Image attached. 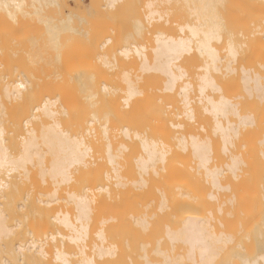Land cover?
Segmentation results:
<instances>
[{
	"label": "bare ground",
	"instance_id": "bare-ground-1",
	"mask_svg": "<svg viewBox=\"0 0 264 264\" xmlns=\"http://www.w3.org/2000/svg\"><path fill=\"white\" fill-rule=\"evenodd\" d=\"M59 1L0 0V264H133L127 262L126 250L134 251L130 242L119 253L109 240L114 230L107 225L118 220L107 217L113 200L148 193L161 199L162 212L169 199L197 201L188 193L168 192L161 176L174 147L148 135L150 110L158 115L162 99L177 101L176 95L183 109L173 115L182 121L162 120L159 134L174 139L187 156L190 172L200 178L192 177V185L207 187L206 198L217 201L222 214L227 201L236 200V194L218 199L231 190L223 184L227 177L244 192L252 190L249 208L264 212V121L256 117L264 113V49L251 51L253 39L264 41V17L258 16L264 0H134L142 13L126 35L144 38L147 46L133 42L120 50L109 38L101 41L100 22L92 19L126 12L119 6L125 0ZM134 4L125 7L130 11ZM57 5L65 10L50 15L48 8ZM237 26L246 27L237 32ZM22 31L35 37L24 39ZM82 38L89 50L77 42ZM117 56L136 73L123 72L120 85L101 81ZM241 56L250 62L235 67ZM226 80L238 82V94L228 93ZM147 84L161 95H148ZM110 107L122 127L109 129ZM134 123L140 129L132 135ZM241 134L256 136L253 149L246 143L237 152L231 149ZM216 142L230 155L211 166ZM128 150L138 155L124 176ZM245 151L253 152L249 157ZM246 157L256 169L242 180L239 173L250 167ZM151 181L155 185L147 192ZM185 206L188 216L174 228L168 215L155 212L123 218L134 234L145 235L153 226L166 240V247L157 240L152 256L149 245L141 244L137 264H184L178 247L187 249L192 264H222L236 237L214 225L213 212L203 216L190 203ZM149 216H157L156 222ZM255 225L264 230V216H256ZM226 264H264V253Z\"/></svg>",
	"mask_w": 264,
	"mask_h": 264
},
{
	"label": "rangeland",
	"instance_id": "rangeland-1",
	"mask_svg": "<svg viewBox=\"0 0 264 264\" xmlns=\"http://www.w3.org/2000/svg\"><path fill=\"white\" fill-rule=\"evenodd\" d=\"M67 1H69V0H67ZM83 1H85L86 4H88V5L91 2V0H83ZM97 1H100V0H97ZM61 2H62V0H60L58 3H60V5H61L64 2V0L62 3ZM246 2H248V1L247 0L243 1V4H246ZM134 3H135L134 0H125L119 4L120 7L122 6L120 9H122V8L128 9L127 10L128 12L127 11L125 12V10L122 9L123 11L121 10V12H124V13H120L119 15H118V12H119L118 11L116 15H105L104 17L97 15L99 17L92 19L93 21L95 20V22H96V20H98V22H100L99 28L102 27V28H100V31H101L100 32V39H101V41L107 40V38L111 39V45L114 46L115 50L116 49L120 50L124 46L129 47L130 44L133 45V42L135 44H139V45L144 44L147 46V42L144 38H142L140 36H134L133 39L129 38V40H128V36L126 35L127 32L129 33L130 31H131L130 33L132 34L133 30H131V29L133 28V25H134V24H132V22L134 21V19L137 20L138 16H140L139 14L142 13V10H140L142 8L138 7L140 5L137 6V4L136 3L134 4ZM128 4H130V5L134 4L133 6H136V7H133L134 8L133 10L131 8L130 11L131 10L132 11L130 12L129 8L125 7L126 5L128 6ZM64 6H60V7H59V5L55 6L58 8H54V6L53 7L51 6L49 8L50 9L53 8V9L50 10L48 8V11L51 13L50 15H52V13L53 12L55 13V11H56V13H58V16H59L62 14L61 9L64 8V10H65ZM140 7H142V6H140ZM57 9H59V10L57 11ZM51 11H53V12H51ZM136 12H137V14H136ZM56 13L54 14V16L56 15ZM133 13L136 16H133ZM258 16L263 18L264 12H262V11L259 12ZM105 19H106V21H105ZM93 21H90V22H93ZM101 23H103V25H101ZM129 24H130V27H129ZM98 25H99V23H98ZM245 27L246 26H242V27L237 26L236 27L237 32L244 30L243 28H245ZM128 29H130V31H128ZM22 32L25 35V36L23 35V37H22L24 39L27 36L30 37V35H31L30 39L35 37V35L32 36V33H29L28 31H27V33L30 35L26 34L25 31H22ZM18 35H20V34H18ZM125 36L127 38H125ZM129 36H130V34H129ZM237 37L241 38V36H239V35H235L234 38H237ZM16 38H17V35H16ZM20 38L21 37L18 36L17 39L21 40L22 38L21 39ZM27 40H28V38H27ZM78 40H77L78 43L81 42V43H83V45H86V46L88 45L87 49L88 50L90 49V47H89L90 45L87 43V41L85 39H83L84 41L83 40L78 41ZM127 40H128V42H126ZM253 41H254V43L252 45L251 51H253L255 48H257L258 50L264 49V41H261V40L259 41L256 39H253ZM126 44H129V46L128 45L126 46ZM80 45H82V44H80ZM85 47H82V49L84 48L83 50H85L86 49ZM131 47H133V46H131ZM253 55H254V57H257L259 54L254 53ZM114 59L115 58H113V60H112L110 57V60L115 62V66L113 67L112 72L109 73V75L107 74L106 77L101 78L102 80L101 79L100 80L101 81H103V80L107 81L112 85H120L122 83H121V81L120 82H118V81L120 80V77L125 72L130 71L131 75H132V73H136V72H135V70H133V72H132L133 68L131 67V65H129V63H128L129 61L124 59L123 57L117 56V60L115 59V61H114ZM242 62L249 63L250 58H245L244 56L239 57L238 63L235 64V67H237ZM71 65L73 66L72 63H71ZM89 69L87 68L86 70L89 71ZM134 75L135 74H133V76ZM189 75L192 76L191 71L189 72ZM226 81H227L226 86L228 89L227 90L228 93L229 94H238V92H239L238 82L234 81V80H232V81L226 80ZM147 87H149L148 84H147ZM150 87L146 91V93H148V95H161L160 91L157 89V86L152 85ZM172 96L173 95H171V97ZM191 97L194 100L197 99L196 98V92L191 93ZM176 98H177V101H175L174 98L162 99V104L159 103L160 104V112H159L158 108H155V110L158 111V115L155 111L150 110L151 112L146 117V124L148 126V135L151 138H153L154 140L169 143L174 147L172 150L173 151L172 155L170 157V162L166 166V169L162 171V176H161L162 177L161 180L166 181L165 183H166V186H167L166 188H167L168 192L169 193H177V194L179 192L188 193L191 196H196L197 201L195 203H194V200H185V201L182 200V201L178 202L176 200L169 199L168 203H167V209L162 212V211H159V209H158V206L160 204L161 199H159L157 197H151L150 194H148V193L145 195L139 194L137 196L129 195L130 197L125 198V199L131 198V200L128 202L124 201L123 199L121 201L120 200H113L112 205H110V207L108 209L107 217L108 216H114V217L118 218V220L115 222H110L107 225L108 230H110V227H112L111 229L114 230V233H110L109 240L114 245H116L118 247L117 251L119 253H122L125 249L126 243L130 242V246L132 247V249L134 251H132L131 249L126 250V252L129 253V257L127 259V262L128 263L133 262V264H137V262L140 260L139 259L140 252H138L137 249L141 246V244L149 245L148 246V253L150 254V256H152L151 253H152V250L154 249V247L156 245L157 240H162L161 243H162L163 247H166V245H167L166 240L160 239V236H161L160 233L156 229L154 230L153 226L151 227L152 231H150V232H153V234H150V232H148L145 235H139L137 233L134 234V232L132 230H128V227H125V223L122 222L123 218L129 217L131 215L130 214L131 212L133 214H136V212H138L139 210L145 211L147 214H151V213L155 212L157 216H160V218H163V217L168 215V218H166V220H168L169 224L174 228L177 224L181 223V221L188 216V214L184 212L183 208L184 207L186 208L185 205L187 203H190L191 206L196 211L203 214V216L208 215L209 212H213L214 217L216 218L214 225L216 227H218V229L220 231H222L224 233L232 234L236 237L235 245H233L234 243L230 244L228 251L226 252V254H224L222 256V258L220 260V262L222 264H226L227 262H230L233 259H237L238 256L247 258L248 260L252 261L258 255L264 253V230L261 231L255 225L256 216H264V212L259 207L257 208L258 210L255 207H252V209L249 208L250 206H252L254 204V203H252V205L248 204V203H251V200L253 201L252 195L254 194V192L252 190L247 189L246 192H244V189H240V187H238L239 184H236L235 182H231L230 179L227 177L223 180V184H229L231 186V190L220 192L218 199L220 202L227 201L228 196H231L232 194H236V200L233 204H230L227 201V204L224 205V211H223L224 213H222V214L217 212V210H216V206L218 205V202L217 201L215 202L213 200H209L206 198L205 192L207 193V187H204V186L201 187V185H200L201 183L200 184L199 183H197V184L193 183V185H192V177L197 182H199L198 180L200 178L198 176H195V175L193 176V174L190 172V170L188 168L189 163H187V161H185V160H188V159H185V157L187 158V156L184 157V152L181 150L180 146H177V142H175L174 139H172L170 136L159 134L160 133V131H159L160 125L163 124L162 120L169 119V120H172L175 122L176 121H182V120H180V118H177L173 115V113H180L183 109L182 104H181L179 98L177 97V95H176ZM157 103H158V101H157ZM167 104H170V109L167 108ZM108 110L110 112H109V116L107 117L106 121L108 122L107 125L109 126V129L112 130L113 128L122 127L121 120H120L119 116L114 113V111L112 110L111 107ZM164 111H165V113H164ZM166 111H167V113H166ZM257 114L258 115H256V117H258L260 119L262 118L264 121V113L259 114V112H258ZM201 122H202V124H204L203 121H201ZM130 128H131V133L133 135L134 132H136V131H138V129H140V124L134 123L133 125H131ZM262 133H264V128H262ZM245 143L250 146L249 149H253L255 147V144H256V136L254 134H252L249 138H246V136H244V134H241L240 137L235 139V147H232L231 149L236 151ZM252 152L253 151H248V152L245 151L244 154L246 153V155H249V157H250L251 156L250 153H252ZM125 153H126V155H123V157H124L123 159L125 161L124 165L121 164L124 166V168L126 166V169L123 168L124 170H122V173L124 174V176H125L124 172L129 171V169L131 168V166L133 164V160L138 155L136 153V151H129L128 150V151H125ZM229 155H230V153L224 154V153H222V151H219V143L216 142L214 144V151H213V159H214L213 161L214 162L212 161L211 166L222 165L224 162H227ZM125 157H126V159H125ZM246 159H247L250 167L246 168L244 171L239 173L241 176L240 178L242 180L244 179L243 176L246 175V173H248V174L254 173V171L256 169L254 159L251 158V160H253V161L248 160L249 159L248 157H246ZM122 162H123V160H122ZM248 170H249V172H246ZM190 174L192 176H190ZM126 178L130 180V178L127 175H126ZM154 179L157 180L158 176L154 177ZM154 185H155L154 182L151 181L150 188H148L147 192L152 187H154ZM204 188H205V191H204ZM120 192L122 193V197L124 198V195H125L124 193H126V192H123V191H120ZM247 195L251 198H248ZM256 195H258L257 192H256ZM132 197H134V198H132ZM244 198H245V200H244ZM246 199H250V200H247V201H249L248 203L246 202ZM242 201L246 202V204L244 202L243 205L248 204V210H251V212L248 211L249 214L247 213L246 207H244L245 209L243 210V205H241L243 203ZM240 202H242V203H240ZM256 211L259 213L258 215L256 214ZM233 213H234V215H233ZM253 214H255V217ZM157 216H155L154 218L149 216L150 222L151 223L156 222ZM232 216H235V217H232ZM248 216H249V218H248ZM249 219H251V220H249ZM250 222L253 223L251 225L252 228L250 227ZM161 224H163V223H161ZM37 229H39L38 226H37ZM89 242H90V240H88L87 244ZM238 242L243 247V249H241L240 251H238L236 249L238 247V246H236L238 244ZM233 250H234L235 254L232 253ZM176 254H181L186 258L184 261V264H192V261L190 260V257H189V254H188V251L186 248H184V247L179 248L178 247Z\"/></svg>",
	"mask_w": 264,
	"mask_h": 264
}]
</instances>
